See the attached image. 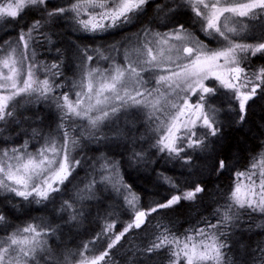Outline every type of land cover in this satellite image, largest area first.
<instances>
[{
    "label": "snow or ice",
    "instance_id": "snow-or-ice-1",
    "mask_svg": "<svg viewBox=\"0 0 264 264\" xmlns=\"http://www.w3.org/2000/svg\"><path fill=\"white\" fill-rule=\"evenodd\" d=\"M149 2L0 0V22L12 23L23 20L25 15H39L26 30H21L15 46L0 45V131L9 124L23 127L24 112L20 109L24 104H54L60 112L55 133H43L34 127L29 139L19 146L0 149V194L29 203L54 202V194L61 191V186L81 165L75 155L81 141H98L103 136V127L115 124L133 107L145 110L149 120L158 121L154 128L155 142L150 147L188 165L191 157L186 154L187 150L207 147L206 139L218 137L221 132L217 109L210 104V99L217 95V85L231 93V100L238 107V119L245 121L249 101L258 90L264 94V66L251 72L245 66L250 57L264 56V33L253 37L254 43L245 42L248 26L239 18H264V0H181L175 7L157 4V11L165 15L186 6L210 43L214 41L217 46L209 47L183 23H177L170 31L161 33L146 28L129 37L132 44L124 49L123 64L115 63L100 48H78L73 55L79 61V79L71 82L68 91L57 94L64 87L56 82L62 75V61L58 56L49 66L41 63L36 53L39 40L51 43L44 32L46 26L53 21L70 19L78 31L106 32L137 21L146 14ZM111 48L119 51L117 45ZM94 59L97 64L99 60H113V63L102 68L93 66ZM197 126L206 131L198 134ZM24 134L28 135L26 130ZM30 139L41 141L34 151H29ZM146 156L143 149L132 153V159L137 161H144ZM97 164L100 180L93 178L78 193V198H92L96 184H105L123 196L133 213L132 220L118 233L113 231L115 221L106 222L92 240L62 257L53 254L48 242L57 228L28 223L0 237V264H41V260L45 264L49 261L51 264H108L111 249L131 230L140 229L149 215L175 208L184 201H195L198 194L206 191L202 182L182 188L172 177L163 176L174 194L145 210L138 207L139 197L125 183L118 161L101 157ZM228 167L224 160H219L212 171H224ZM235 175L237 182L225 203L215 209L214 222L206 219L203 226L196 225L182 236L165 225H158L161 230L146 251L166 250L169 264H235L228 256L231 251L228 240L239 220L236 213L247 209L264 214V152L259 154V159L253 157L249 169ZM240 177L248 183L239 181ZM75 202L64 201L61 208V211L70 210L71 221H77L80 215L74 208ZM5 222L6 216L0 213V223ZM98 241L106 243L103 250H97ZM256 261L264 264V247L258 246L254 251L253 264Z\"/></svg>",
    "mask_w": 264,
    "mask_h": 264
},
{
    "label": "trees",
    "instance_id": "trees-1",
    "mask_svg": "<svg viewBox=\"0 0 264 264\" xmlns=\"http://www.w3.org/2000/svg\"><path fill=\"white\" fill-rule=\"evenodd\" d=\"M161 1L150 0L146 7V14L134 23L114 28L99 35L85 34L76 30V26L70 19L50 22L49 27L53 30L51 36L57 42L59 52L56 53L52 48L47 53H41L46 62L43 64L50 66L52 63L49 62H55L58 56L60 60L63 57L69 62L61 64L62 75L56 78V82L63 84L64 87L58 89L57 94L68 91L71 82L79 79V63H71L77 59L73 54L79 47L81 49L87 47L91 50L99 45H116L120 43V40L134 34L139 28L155 29L156 32L162 33L177 23H183L189 31L200 27L199 22L194 21L186 6L177 7L174 13L167 15L165 12H158L156 5L160 4ZM53 2H66V0H53ZM176 2L181 4L179 0H174L168 7H175L178 5ZM38 18L39 16L36 14H29L25 15L23 20L12 23L0 22V45L7 47L9 43H14L21 30H26L33 20ZM171 18L175 23L167 24V20ZM258 25L259 23L255 26ZM203 38L209 45H213L210 43L209 37ZM253 42L255 41L253 40ZM76 44L79 47H76ZM52 51L56 54H52ZM246 66L249 71H255L264 66V56L257 54L255 57H250ZM218 92L223 94L219 90ZM213 107L221 111V116L218 117L222 126L221 132L218 137L209 136L207 138L205 142L207 147L199 149L197 158L193 156V149L187 150L186 154L191 157L190 165L185 164L183 160L168 158L164 154L157 153L154 148L150 147L155 140L148 147L141 146L140 150L149 152V157L144 161L129 159L134 149L130 150V147L126 144L122 145L123 143L85 148V151L91 150L92 161L86 164L81 163L75 169L68 181L61 186V191L54 194V202L45 201L37 204L33 201L29 203L18 197L10 200L7 194H0V213L6 216V222L0 223V237H5L16 227L35 222L36 224L58 228L59 238L70 241L64 250L74 249L76 252L81 245L92 240L97 233L101 232L106 222L115 221L114 233L121 231L133 218V213L124 203L123 196L116 194L111 187L97 183L95 189L97 198L93 203L88 198H78V193L87 185L88 181L93 178L97 181L100 180L97 161L101 157H106L110 161L119 162L123 179L139 197L138 207L141 209L147 210L155 203L164 200L165 197L174 194V190L164 182L163 176L172 177L182 188L193 182H202V186L206 189L205 192L198 194L195 201H184L175 208L163 209L149 215L147 217L149 220L140 229L131 230L111 249L108 261V264H111L112 260L117 261L112 264H122L126 253L122 256L114 250L126 240H136L138 242L137 246L134 247V249L136 248V256H132L133 259L131 260L133 264H166V250L156 253L146 251L150 242L161 230L158 225H165L176 235L182 236L194 226L203 225L202 222L206 219L214 222L213 213L218 206L225 203L234 184L235 174L247 168L253 157H256L260 151L264 141V94H261L259 90L254 99L249 101L244 122L239 121L237 105L228 94H226V98H223L221 105L217 102V105L214 104ZM20 110L24 112L23 127H17L15 124L5 126L3 131H0V149L19 146L25 139H29L34 127L41 129L43 133H55L60 124V112L54 104L28 103L24 104ZM25 130L28 135L24 134ZM205 131L201 129L198 132L203 133ZM40 142L36 139H30L29 151H34ZM104 150H108V153H102ZM181 155H185V153ZM219 160H224L229 167L224 171L213 172L212 166ZM89 173L93 175L88 176ZM64 201H76L74 206L79 205V208L75 209L80 213L77 221L69 219L70 210L61 211ZM244 211L250 213V219L248 218L246 222L247 228L253 227L252 220L256 221L258 226L248 229L249 233H243L247 235L235 238L233 244L230 245L231 251L228 256L235 264H242L245 261L246 264H253L254 251L258 246L264 247V214L251 212L247 209ZM72 224L81 225L77 228L76 225ZM105 246L106 243L102 241H98L96 244L98 251L103 250ZM126 258L128 257L126 256ZM123 262V264H127L126 260ZM255 264H259V261H256Z\"/></svg>",
    "mask_w": 264,
    "mask_h": 264
},
{
    "label": "rangeland",
    "instance_id": "rangeland-1",
    "mask_svg": "<svg viewBox=\"0 0 264 264\" xmlns=\"http://www.w3.org/2000/svg\"><path fill=\"white\" fill-rule=\"evenodd\" d=\"M173 1L174 0H162L160 2V5L166 4L167 6H169V4L173 3ZM179 2H181V0H179ZM178 5H180V4H178ZM36 15H38V14H36ZM239 19H240L241 23L246 24L248 26V31L245 33V36L247 37L245 42L254 43L253 37H258L261 34V32H264V27H263L264 18L254 19V20L248 19V18H239ZM166 23L167 24L168 23L174 24L175 22L171 18V19L167 20ZM258 23H259V25L256 27L255 25H257ZM50 24L51 23H49L46 26V28L44 29V32H45V35L50 37L51 43H49L48 40L41 39L38 41V43L36 45L37 58L41 63H46L44 60L45 57L41 56V53H47L52 48H54V51L56 53H58L57 52V45H56L57 42L51 36V32L53 30L50 29V27H49ZM256 28H260V29L257 30ZM112 29H114V28H112ZM112 29H109L108 31H110ZM144 29H146V28H139L138 30L135 31L134 34L129 35V36H127V38L120 40V43L116 44L117 46H119V51H112L111 46H113V45H110V46L99 45V46H95V48H93V49L100 48L104 51L105 55H110L112 58H114L115 63L123 64L124 63V49L131 47V44H132V42L129 41V37H135V34L142 32V30H144ZM170 30L171 29H167L163 32L170 31ZM152 31L156 32L155 29H152ZM191 31L194 32L199 39L203 40L206 44L209 45V43L206 42V40L203 38L206 35L200 30V27H198L194 30L192 29ZM80 32L85 33V34H91V35H99V34L105 33V32L86 33L83 31H80ZM211 43L213 45H209V47H216L217 46V45H215L216 43L214 41H212ZM12 44H13V46H15V44L13 42H12ZM76 45H74V46H76ZM76 47H79V46L77 45ZM38 49H40V50H38ZM55 52L52 51V54H56ZM61 61H62L61 64L69 63V62H67L68 60L66 61L63 57L61 58ZM49 63H53V62H49ZM71 63L76 64V63H79V61L77 59H75ZM111 63H113V60H99L98 64H97L96 60L94 59L93 66H99L102 68H107ZM246 70L249 71L247 69V66H246ZM249 72H251V71H249ZM145 76H147V73H145ZM209 83H213V82L209 81ZM217 88L223 94H220L217 91V95L210 99V104L212 107L214 104L217 105V102H219V104L221 105L223 102V98H226V94H228V96L229 95L231 96V93L227 92V90H225L223 88H219L218 85H217ZM192 100L195 101L196 97H192ZM233 102L236 103L234 100H233ZM161 103H163V101H161ZM166 107H168V106L166 105ZM213 108L216 109V107H213ZM219 110L220 109H217V119H218V117L220 118V116H221V111H219ZM158 115H159V113H158ZM157 123H158V121H156V120H149L148 119L145 110H138L135 107L130 108L127 112V115L123 116L118 122H116L115 124H108L107 126L103 127V129H102L103 136L98 141L97 140H82L81 146L79 148H77L76 152H75L76 159H79V160H81V163L86 164L87 162L92 161V153H91V150L85 151L86 150L85 148H91L92 146H97V145L104 146V145H108L111 143H123L122 145L126 144L127 146L130 147V150L134 149V151L139 152V151H141L140 149H141L142 145L145 147H148L149 144L155 140L156 133L154 132V128H155ZM66 127H67V125H66ZM72 127H76V126L72 125ZM117 129L120 130V134H117ZM201 129H203V128L197 126L196 131L198 134H200L198 131ZM77 131H78V129H77ZM206 141H207V139H206ZM146 152H147V156L145 157V160L149 157V155H148L149 152L147 150H146ZM198 152H200L199 149H193L192 153H193V156L195 158L198 157L197 156ZM261 152H264V141H263V144H262L260 151L256 155V157L258 159H259V154ZM102 153H108V150H104ZM132 153H133V151H132ZM129 159L132 160V156H130ZM252 161L253 160H251V162L249 163V165L247 166L246 169L250 168ZM88 166H90V165H88ZM91 166H93V165H91ZM245 170H243L241 172H244ZM91 175H93V174L92 173L88 174V176H91ZM90 181H88L87 184H89ZM239 181H243L244 184L248 183V181L244 177H240ZM235 182H237L236 175L234 178V183ZM95 189H96V186L93 189L92 198L88 199L92 203L97 198V194L95 192ZM74 208L75 209L79 208V205H75ZM244 210H239L236 213L239 216V220L237 221L236 226L231 231V235H230L229 240H228L230 245L233 244V241L235 240V238H237L239 236L243 237V236L247 235V234H243V233H249L248 229L257 228V226H258V223L256 221L254 222L252 220L253 227L247 228L246 222H247L248 218L250 219V213L245 212ZM257 213H259V212H257ZM147 220H149V219H147ZM72 225H76L77 228H79L81 224H72ZM201 226H203V225H201ZM57 230H58V228H57ZM48 242H49V246L53 250V254L56 256H59L60 253H63L60 255V257H62L67 252H74V249H69V251L64 250L65 247H67V245L70 244V241L61 240L59 238L57 232L54 236H50L48 238ZM137 243L138 242H136V240L135 241H130V240L127 241L126 240L125 242L120 243L119 246L116 247V249L114 251L117 252L118 254L122 255V256H124L126 253V256L128 258L125 259V257H126L125 256V257H123L124 260H126L127 264H133L131 262V260L133 259L132 256H134V257L136 256L135 255L136 254V248L134 249V247L137 246ZM63 251H65V252H63ZM166 253H167V251H166ZM228 255H230V253H228ZM123 261H122V264L124 263ZM114 262H117V261L112 260V263H114ZM165 262H166V264H169L168 253H167V258H166ZM41 264H45V260H41ZM48 264H51V262L49 261Z\"/></svg>",
    "mask_w": 264,
    "mask_h": 264
}]
</instances>
